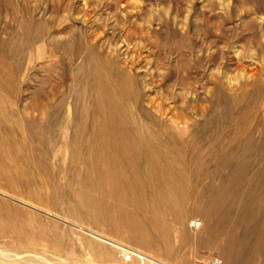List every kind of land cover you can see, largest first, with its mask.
<instances>
[{
  "label": "rangeland",
  "instance_id": "rangeland-1",
  "mask_svg": "<svg viewBox=\"0 0 264 264\" xmlns=\"http://www.w3.org/2000/svg\"><path fill=\"white\" fill-rule=\"evenodd\" d=\"M114 26L118 28L114 30ZM79 28L105 36L104 39L116 32L118 37H114L123 38V44L127 41L130 52L139 42L142 62L135 74L141 78L148 74L150 78L152 72L154 80L153 88L142 90V102L152 97L163 102L168 116L181 112L184 121L207 122L220 110L217 85L222 83L229 94L241 95L240 110L253 114L256 122L261 123L264 117V0H0V91L17 113L4 122L5 129L0 128L5 132L0 133V225H9L6 236L0 238V247L30 254L24 260L9 263L0 259V264H153L136 256L127 258L121 251L120 255L119 249L87 232L101 227L73 208L74 196L60 190L73 192L69 189L75 185L74 175L70 174L74 168L69 159L63 161L64 169L55 168L59 179L52 178L53 156L41 150V136L24 132L34 115L31 108L47 107L51 114L55 112L53 121L59 116L67 124L76 118L79 106L87 102L91 44L80 40ZM39 30L45 35L38 36L35 42L32 39L35 44H30L29 39ZM158 44L162 45L161 50ZM186 71L192 85L182 84L183 79L187 80ZM168 84L171 85L167 89ZM80 91L85 101L78 105ZM34 116L37 124L44 121L39 112ZM9 125L15 130L10 131ZM208 127L206 135L189 131L184 139L189 144L187 154L201 155L200 159L213 167V152L224 153L212 135V124ZM256 128L261 131L263 126ZM257 130V148L247 154L241 149L234 151L235 159L241 164L247 162L250 171L244 176L245 182L236 186L235 199L244 212H234L238 226L232 232L222 229L213 236L210 230L214 221L197 197L187 201L182 219L167 220L168 243L160 242L156 232L147 227L142 228L143 241L141 234L139 238L131 237L133 232L127 228L115 231L103 223L102 227L113 238L170 264H195L198 259L213 255L220 256L224 264H264V136ZM66 135L61 130L55 138L57 156L53 160L57 164L68 153L60 147ZM199 219L203 225L191 227V221ZM15 228H25V238L34 237L35 241H17L11 232ZM102 247L107 249V255L100 259L95 253Z\"/></svg>",
  "mask_w": 264,
  "mask_h": 264
},
{
  "label": "bare ground",
  "instance_id": "bare-ground-1",
  "mask_svg": "<svg viewBox=\"0 0 264 264\" xmlns=\"http://www.w3.org/2000/svg\"><path fill=\"white\" fill-rule=\"evenodd\" d=\"M117 28L114 26L113 29L116 30ZM79 29L82 30L79 31V34H81L80 40L91 44L89 47V71L86 75L89 83L87 102H83L81 107L79 106L78 115L76 118L69 119L67 124H64V120H61L59 116L53 121L51 117L55 112L53 111L54 113L51 114L47 107L36 106L31 108L30 113L35 115L36 112H39L42 114L44 121L37 124L36 117L30 114L29 125L24 127V132L27 133L26 135H29V133L32 135L39 134L43 146L41 150L44 151L45 155H52L53 159H56L57 156L56 146L54 148L57 133L62 130L67 134L63 136V144L60 147L65 148L68 153L61 157L62 160L59 159L62 161L60 164H57L51 158V163L49 162L52 166L50 176L59 179L55 168L64 169V162L69 159L70 166L74 168V171L70 174L74 175L75 185L70 186L69 189L73 191L71 192L73 194L69 193L66 188L60 189L61 185L60 187L59 184L57 185L61 192L74 196L76 200L73 206L74 209L80 211L82 216L89 217L96 226L101 227V230L91 228L87 232L95 238L116 247L119 249V254L121 251V254H124L127 258L136 256L143 260L152 261L153 264H170L157 259L156 256H151L142 249L119 241L116 237L113 238L102 226L104 224L106 228L115 231L127 228L133 232L131 234L133 238H139L141 234L142 241V228L147 227L156 232L157 239L160 242L168 243L166 237L167 229H169L167 220L177 221L182 219L187 201L192 197L200 198L204 202L207 213L214 221V225L210 230L213 236L222 229L232 232L238 226V220H236L238 215L233 214L243 208L236 201L237 198L235 199L236 193L238 195L236 186L241 181L245 182L243 180L244 176L250 171L247 162L241 164L235 159L234 151L241 149L247 154L253 150V147L257 148L259 146L255 144V133L258 129L256 126H263L261 131H258L259 129L257 131L264 136V117L262 119L261 116V123L256 122L253 114L240 110V101H243L240 99L241 95L237 93L229 94L222 83L217 85V105L220 110H218L216 116L207 120V122L199 124L197 120L184 121L182 118L185 115L181 112L175 116H168L166 107L163 108V102H158L153 97L142 102V90L149 91L154 80L151 79L153 78L152 72L149 73L150 78H147L148 74L142 78L135 74L142 62L138 53V50L142 49L139 42L133 46L135 52H130L129 45L125 44L127 41L123 44V38H117L118 33L115 31L112 35L108 33L110 36L106 33L107 37L104 39L105 36L91 34L89 30L84 28ZM115 34L117 37H114ZM44 35L45 32L39 30L36 32L35 37L29 39L28 42L30 44L31 42L34 43L37 41L38 36L42 38ZM101 39H104L103 44L99 43ZM104 43L107 45L105 46ZM163 45L165 46V44ZM124 46L126 47L123 54ZM161 46V44L157 45L159 50H161ZM72 49L77 53L79 52L76 47ZM186 69L189 71V68ZM188 71H186L187 80L181 77L183 79L182 84L185 86L192 85V81H188V78L191 77ZM170 85H167V89L170 88ZM83 97L82 91L77 93L78 105L81 104ZM183 108L187 109L185 106ZM236 112L238 113L236 114ZM16 115V111L9 106L6 96L0 91V128L5 129L4 122L11 120ZM45 117H47L46 120ZM211 124L212 135L216 137L215 140L219 143L222 153H224L220 155V153L213 152L212 156L216 158L213 167L206 165L200 159L201 155L192 152L187 154L189 144L184 139V135L188 134L189 131L206 135L207 130L210 128L208 126ZM192 127H194L193 130H191ZM64 128L66 129L63 130ZM9 129L10 131L15 130L10 125ZM0 133L5 132L3 130ZM191 145L194 146L195 144ZM55 165L57 166L55 167ZM2 167L1 169L4 168ZM224 169H227L226 172H224ZM13 178H16V176ZM253 203L255 202L253 201ZM128 206H132V208L130 209ZM249 224L252 225V223ZM8 226V223L0 225V238L6 236ZM23 226L26 227L25 224ZM80 228L83 229L79 226ZM237 230H240V228ZM11 232L15 234V239L21 243L34 242L36 239L34 237L25 238V232H28L25 228L23 230L15 228ZM259 232H262V230ZM234 238L236 239V237ZM198 239L201 242L202 239ZM255 239H257L256 235ZM207 240L209 241V239ZM54 242H57V240ZM229 243L228 241V245ZM231 249L233 250L232 247ZM106 250L102 247L100 251L95 253V256L100 259L106 257ZM29 255V253L21 254V252H12L0 247V259L8 263L24 260ZM86 258L88 259V257ZM47 262L56 264L50 261Z\"/></svg>",
  "mask_w": 264,
  "mask_h": 264
},
{
  "label": "built area",
  "instance_id": "built-area-1",
  "mask_svg": "<svg viewBox=\"0 0 264 264\" xmlns=\"http://www.w3.org/2000/svg\"><path fill=\"white\" fill-rule=\"evenodd\" d=\"M202 225L203 221L201 219L191 221V227L193 228H200ZM195 264H223V259L218 255H213L207 259H198Z\"/></svg>",
  "mask_w": 264,
  "mask_h": 264
}]
</instances>
